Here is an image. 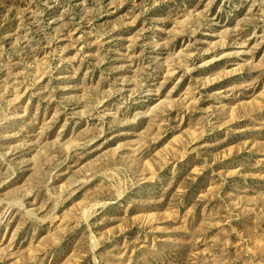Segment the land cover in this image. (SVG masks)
<instances>
[{"label": "rangeland", "instance_id": "374dc122", "mask_svg": "<svg viewBox=\"0 0 264 264\" xmlns=\"http://www.w3.org/2000/svg\"><path fill=\"white\" fill-rule=\"evenodd\" d=\"M0 264H264V0H0Z\"/></svg>", "mask_w": 264, "mask_h": 264}]
</instances>
